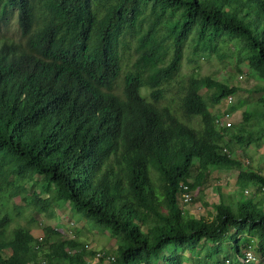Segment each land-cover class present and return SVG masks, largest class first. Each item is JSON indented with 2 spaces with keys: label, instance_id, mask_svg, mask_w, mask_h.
I'll return each instance as SVG.
<instances>
[{
  "label": "trees",
  "instance_id": "1",
  "mask_svg": "<svg viewBox=\"0 0 264 264\" xmlns=\"http://www.w3.org/2000/svg\"><path fill=\"white\" fill-rule=\"evenodd\" d=\"M189 41L194 50L233 45L238 70L244 61L264 82V0H0V264H89L97 254L50 225L37 237L14 222L16 195L37 213L67 203L107 228L118 240L107 264H158L169 246L180 252L166 264H182L184 251L226 237L236 259L215 255L217 244L196 264H253L240 258L254 233L264 254V207L252 199L222 200L207 219L185 214L177 198L182 183L191 192L208 186L215 169H236L238 187L264 190V176L232 156L231 144L250 137L218 125L213 110L240 87L184 74ZM173 83L201 129L162 100ZM258 88L262 123L247 134L261 140L264 83ZM37 176L40 189L30 192Z\"/></svg>",
  "mask_w": 264,
  "mask_h": 264
},
{
  "label": "rangeland",
  "instance_id": "2",
  "mask_svg": "<svg viewBox=\"0 0 264 264\" xmlns=\"http://www.w3.org/2000/svg\"><path fill=\"white\" fill-rule=\"evenodd\" d=\"M219 50L211 48L203 49L201 45H197L198 49L194 50L192 41H189L185 47L184 57L182 60V71L188 74L192 71L197 76L212 75L217 80L229 85H238L240 90L232 95V99L228 102L224 99L219 105L214 107V112L218 116H224L226 110L231 112L228 120L231 125H237L236 132H243L246 134L245 138L248 144L244 142L239 143L234 141L231 144L232 156L239 159L243 165L252 168L264 176V136L261 140L255 139L257 135L253 132L247 134L248 129L255 128L262 123V119L258 116V111L261 109L259 101L262 90L258 88L259 84L264 83L263 80L258 79L248 70L246 63L243 61L239 64V70L236 66L237 53L233 45L226 43H218ZM129 63L124 59L123 73L127 71ZM123 75V74H122ZM122 79L118 81L117 87L121 85ZM163 90V101L168 103L172 110L186 123L192 124L195 128L201 129L203 124L201 119L197 116L186 115L182 112L178 102V87L176 84H171L170 87ZM144 98L150 100L147 96L148 91L142 89ZM248 110V121L243 120V111ZM225 118V122H226ZM218 125H220L218 123ZM222 126V125H220ZM228 139V136H227ZM259 142V143H258ZM225 152L229 148H224ZM196 171L192 172V177ZM238 170H212L210 176L204 180L208 183L202 189H194L192 191V200L187 204H180L185 214L191 217H205L213 219L216 215L214 205L220 201H225L227 204L236 205L238 200L252 199L253 202L258 203L264 207V190H259L254 185H249L246 188H241L236 185V177ZM40 176H37L36 183L28 185L30 192L34 190L39 191ZM47 195L42 193V196ZM15 205H18V210L21 213L15 217L14 222L24 225H30L33 233L37 237H42L44 234V227L50 225L60 232V238H76L83 243L84 249L87 251H94L95 253H104V260L100 261L97 254L94 257H87L89 264H107L109 260L117 254L118 240L109 234L107 228L100 229L86 220L84 217L72 213L70 205L67 203L56 204L47 211L35 212L33 207L27 204V201L22 195H16L13 199ZM29 217H35L32 223H27ZM254 236L258 240L257 234H249V240ZM201 250L190 253L184 251V260L182 264H196L199 258H206L205 254L214 250V246H220L219 255L224 257L226 255L232 256L236 259L238 255L235 253L233 241L230 237H226L218 242H202ZM47 250V249H46ZM180 252V249L175 246H169L163 251H160V260L158 264H166L165 256L171 253ZM215 257V256H214ZM42 255H40V260ZM261 264V263H258Z\"/></svg>",
  "mask_w": 264,
  "mask_h": 264
},
{
  "label": "built area",
  "instance_id": "3",
  "mask_svg": "<svg viewBox=\"0 0 264 264\" xmlns=\"http://www.w3.org/2000/svg\"><path fill=\"white\" fill-rule=\"evenodd\" d=\"M231 99H232V95H229L226 98V100L228 102H230ZM230 114H231V112L229 110H226L224 113V116L217 117L216 122L222 126H230L232 123L230 120H228ZM225 118L227 119L226 122L224 121ZM191 193L192 192L189 190L188 185L182 183L180 185V191L177 194V198H178L179 202L182 204L189 203L192 200V194ZM257 241L258 240H256L254 236L251 237V239L249 240V243H248V247L244 251V256L240 258L242 263H253V264L261 263V264H264V254L258 255L256 252ZM100 254L101 253H97L98 258L100 256ZM227 262L229 263V260H227Z\"/></svg>",
  "mask_w": 264,
  "mask_h": 264
}]
</instances>
